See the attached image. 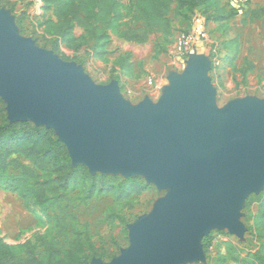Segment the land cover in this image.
<instances>
[{
  "label": "water",
  "instance_id": "obj_1",
  "mask_svg": "<svg viewBox=\"0 0 264 264\" xmlns=\"http://www.w3.org/2000/svg\"><path fill=\"white\" fill-rule=\"evenodd\" d=\"M208 72L205 60L194 59L157 103L131 105L117 81L95 85L80 67L22 38L0 10V99L8 120L53 130L72 166L92 175L145 176L169 189L128 227L130 246L108 264L197 262L210 230L241 234L238 209L264 185V101L218 109Z\"/></svg>",
  "mask_w": 264,
  "mask_h": 264
},
{
  "label": "rangeland",
  "instance_id": "obj_2",
  "mask_svg": "<svg viewBox=\"0 0 264 264\" xmlns=\"http://www.w3.org/2000/svg\"><path fill=\"white\" fill-rule=\"evenodd\" d=\"M117 1L125 17L121 25L103 27L104 34L98 35V41L87 36L83 28L57 22L51 7L42 2L37 6L35 0H0V10L13 18L22 38L33 41L35 47L63 62L80 67L95 85L120 81V92L131 105L139 103L140 99L134 95L137 92L154 99L161 96L170 87L171 78L180 77L194 59H203L209 65L207 76L218 109L243 99L264 101V17L254 21L246 17L248 10L263 7L264 0H214L208 6L194 9L177 7L174 2L166 16L165 30L150 35L142 45L118 38L117 32L131 25L129 8L133 0ZM199 30L206 32L208 44L192 51L184 68L177 71L173 62L180 36ZM54 45L59 46L62 55L52 51ZM149 79L156 86H148ZM21 161L30 166L28 161ZM36 173L41 181L47 179L44 172L36 170ZM95 174L105 176L106 181L115 178L109 188L128 178ZM129 178H136L138 184L147 188L117 201V191L107 193L105 189L97 193L101 188L97 186L94 196L85 199L86 184L69 186L61 193L67 198L60 207L48 194L45 209L38 208L29 198L24 203L18 194L8 192L0 183V242L21 253L24 244L38 236L63 245L65 239L75 240L78 232L84 250L93 246L96 254L103 255L102 259H93L108 264L130 246L128 227L149 215L154 205L169 193V189L160 190L149 183L145 176ZM69 222L74 233H61V226ZM238 222L242 227L240 235L230 234L227 229L210 230L201 240L202 260L185 264H264V185L244 199L238 209ZM36 252H41V248Z\"/></svg>",
  "mask_w": 264,
  "mask_h": 264
},
{
  "label": "trees",
  "instance_id": "obj_3",
  "mask_svg": "<svg viewBox=\"0 0 264 264\" xmlns=\"http://www.w3.org/2000/svg\"><path fill=\"white\" fill-rule=\"evenodd\" d=\"M212 1L214 0H133L129 8L131 25L119 30L117 36L127 43L145 44L150 35L165 30L166 16L172 3L175 2L180 8L194 9L208 6ZM41 2L51 7V13L57 22L64 26L74 24L83 28L94 41L99 40L98 35L101 37L104 34L103 27L110 29L116 23L121 25L120 22L125 17L117 0ZM246 17L250 21L264 17V6L248 10ZM133 24L140 26L132 28ZM52 51L62 55L58 45H54ZM20 158L28 161L30 166L23 164ZM36 170L44 172L47 179L41 181ZM113 181H106L105 176L99 174L92 175L84 166H72L66 148L58 141L53 130L35 127L29 122L11 123L7 119L5 104L0 99V183L5 185L8 192L18 194L24 203L27 198L32 199L38 208L45 209L48 194L59 206L67 198L61 193L69 186L86 184L88 190L84 194L85 199L94 196L97 186L101 187L97 193L105 189L107 193L117 191V201L128 199L132 194L138 195L147 188V185L138 184L136 178H127L118 186L109 188ZM60 231L74 233L70 222L61 226ZM76 234L75 240L65 239L63 245L38 236L33 242H26L21 253L0 242V264H88L93 258L102 259L103 255L96 254L93 246L84 250L83 239L79 238L78 232ZM37 248H41V252H36Z\"/></svg>",
  "mask_w": 264,
  "mask_h": 264
},
{
  "label": "built area",
  "instance_id": "obj_4",
  "mask_svg": "<svg viewBox=\"0 0 264 264\" xmlns=\"http://www.w3.org/2000/svg\"><path fill=\"white\" fill-rule=\"evenodd\" d=\"M35 4L39 6L41 4V0H35ZM207 44H208L207 34L203 30L192 32L190 34L189 33L182 34L178 40V45L176 48V52L174 54L173 66L175 67V69L177 71L182 70L185 66V62H186L185 60L191 54V52ZM153 83L154 80L152 79H149L147 81L148 86H152L156 84Z\"/></svg>",
  "mask_w": 264,
  "mask_h": 264
},
{
  "label": "crops",
  "instance_id": "obj_5",
  "mask_svg": "<svg viewBox=\"0 0 264 264\" xmlns=\"http://www.w3.org/2000/svg\"><path fill=\"white\" fill-rule=\"evenodd\" d=\"M194 51V50H193ZM197 51V50H196ZM115 81H117L118 82V85H119V87H120V90H121V83H120V81H118V80H115ZM111 82V81H110ZM128 92H130V91H128ZM135 93V92H134ZM133 93V94H134ZM130 94H131V92H130ZM141 93L140 92H137L136 94H134L135 95V98L137 97V98H139L140 100H139V102H141V101H143L145 98H148L153 104H155V103H157V101L159 100V98L161 97V96H158V98H157V96H156V98L154 99L152 96H149V97H143L142 95H140ZM138 104V103H137Z\"/></svg>",
  "mask_w": 264,
  "mask_h": 264
}]
</instances>
